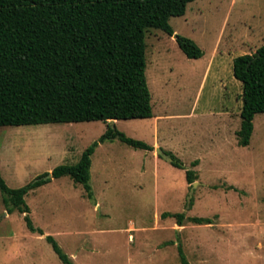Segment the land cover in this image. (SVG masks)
<instances>
[{"label":"rangeland","instance_id":"1","mask_svg":"<svg viewBox=\"0 0 264 264\" xmlns=\"http://www.w3.org/2000/svg\"><path fill=\"white\" fill-rule=\"evenodd\" d=\"M175 34L205 51L189 58L176 37L146 32L147 78L154 116L117 120L115 127L154 150L119 138L99 142L92 155L95 199L70 176L30 191L33 232L0 190V264H264V113L256 114L248 146L238 144L243 85L234 60L264 45V0H194L171 17ZM113 124L104 121L0 126V165L19 188L61 164L77 163ZM172 152L197 171L159 155ZM197 161V165L193 163ZM164 212L185 213L183 225ZM209 217L210 224L189 218Z\"/></svg>","mask_w":264,"mask_h":264},{"label":"trees","instance_id":"2","mask_svg":"<svg viewBox=\"0 0 264 264\" xmlns=\"http://www.w3.org/2000/svg\"><path fill=\"white\" fill-rule=\"evenodd\" d=\"M193 1L0 0V126L153 117L146 73V32L158 28L173 36L171 17L185 15ZM176 40L189 58L205 55L192 38L178 34ZM234 75L243 85L238 144L248 146L254 118L264 113V45L254 54L236 57ZM116 138L134 148H155L109 126L77 163L57 166L52 177L70 176L84 186L90 199H95L92 155L99 142ZM167 153L173 165L186 169L188 182H196L197 171L185 167L172 152ZM47 175L49 172L12 188L0 165V190L8 212L18 210L25 214L29 228L41 234L44 232L35 227L25 197L50 182ZM162 217H175L183 225L186 214L164 212ZM189 219L198 224L213 223L209 217ZM47 239L59 257L71 264L58 241L52 235ZM179 255L182 264H190L181 243Z\"/></svg>","mask_w":264,"mask_h":264},{"label":"water","instance_id":"3","mask_svg":"<svg viewBox=\"0 0 264 264\" xmlns=\"http://www.w3.org/2000/svg\"><path fill=\"white\" fill-rule=\"evenodd\" d=\"M174 36L177 38V36H178V34H174ZM110 122L113 124V127H115V122H116V120H114V119H112V120H110ZM157 151L159 152V155L160 156H163V157H165L166 159H168L169 161H172L173 159H172V157L167 153V151H165L164 149H162V148H157ZM52 177V174L50 173L49 175H47L46 176V178L48 179V178H51ZM195 184V186L197 185V182H195L194 183Z\"/></svg>","mask_w":264,"mask_h":264},{"label":"bare ground","instance_id":"4","mask_svg":"<svg viewBox=\"0 0 264 264\" xmlns=\"http://www.w3.org/2000/svg\"><path fill=\"white\" fill-rule=\"evenodd\" d=\"M117 121V120H116Z\"/></svg>","mask_w":264,"mask_h":264}]
</instances>
